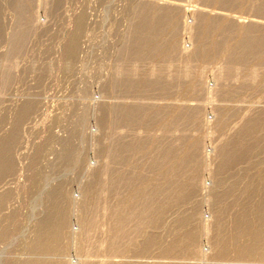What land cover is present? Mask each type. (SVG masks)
I'll list each match as a JSON object with an SVG mask.
<instances>
[{
    "label": "rangeland",
    "instance_id": "374dc122",
    "mask_svg": "<svg viewBox=\"0 0 264 264\" xmlns=\"http://www.w3.org/2000/svg\"><path fill=\"white\" fill-rule=\"evenodd\" d=\"M213 1L214 0H35L30 9L31 17L28 20V27L26 26L25 30H22V26L19 25L18 22L17 11L15 10V0H0V143L9 142L10 138H16L14 139V143L9 147L10 158L13 163V171L7 173L0 179V197H3L4 195L6 200L3 207H0V264H25V262H28L31 258H35V253H33L34 255L32 254V257L30 254L32 253L30 252L31 249L29 250L28 247L31 248L30 243L33 245L36 241L38 232L41 230H39V228L42 227L41 224L45 221L49 222L52 219L51 217L55 216V214L52 213L55 212V210L56 213L65 210L63 213L67 215V220L69 219V230L67 228L68 232H64L61 238L62 242L60 241L61 247L64 250V255L61 253L62 258H59H61L62 261L59 259L58 262L61 261L65 264H82L81 262H85V258H89V260L93 258L92 263L94 262L95 264L97 262L96 264H102L104 260L103 257L105 258L107 253H109L105 252L109 247L106 248V246H103L105 249H101L100 251L99 247L101 246L100 248H102V244H107V246H109V239L112 233L110 227H112V224L109 223L111 213L109 215L108 210L113 205L111 201L115 202V197L112 196L114 192H112L113 189H111L109 187L110 185L106 184V182L101 183V181L98 180L101 183L100 184L96 180V183H98L96 184L95 181H93V176L94 173L97 172L98 173L95 174V176H98L105 166L106 156L104 155V151L109 146L108 135L110 134L106 129L109 120L108 109L117 101L114 95L112 96L108 90L112 78L116 75L115 68L122 63L121 61L124 58L122 52L125 50L127 41L130 40V29L132 24L137 21L136 11H134L133 8L136 5L141 4V2H152L153 5H155L154 8L156 10L160 6L168 7L169 5L177 3L183 7L185 6L175 13L177 14V18L175 17L174 23L178 22V31L173 38L177 42L178 55H173V59H166L161 62V59H145L139 64L142 69L152 70L161 65L162 68L173 65L175 68H182L183 70L185 67V58L189 56L188 53L192 52L198 44L200 33L202 34V38H208V40L205 41L206 49L208 46L210 47V45L214 46L217 39L214 40L213 38H218L222 32L225 34V41L227 42L226 46H221L219 49L215 47L218 50H213L208 47L209 51H207V49L200 57H197V60L194 59L195 61L192 63V69L195 68V72L186 74V72L182 71L181 74L182 76H185V78L183 77L181 82H175L171 79L169 83L170 89L173 88L174 90L172 89L170 95L155 96L153 94L152 97L150 96V98L158 105L175 103L179 106L201 108V125L199 127H190L188 129L181 128L178 130V133L181 134L187 132V134L192 136L191 139L200 138L198 139L202 143L200 158L202 159V163H205L203 162L205 159L204 161H206V165L194 168V170L196 169L195 171H198L195 172L198 173L196 174V179H199L194 181V184L192 183L193 187H188L187 190L184 191V193L187 194V198H184L183 201L188 202L191 198L193 199L187 204L183 201L180 202V206L178 204L176 206L175 202H172L173 207L170 205L171 209H168L167 212L163 209L165 213L162 214V217H164L162 220L164 221L165 219V222L162 221V228L165 227V229L161 228L160 231H162L159 232V235H161V238L164 241L162 242L161 240V243H164V247H166L169 246V243L171 242V240L168 242L166 239L173 236L172 234H174L175 231L179 232V230L186 229L185 232L187 233L189 228L193 225V231H198L199 233L196 232L195 234L192 231V228L188 233L192 232L195 237L199 234L196 238L200 236L198 239H195L197 241L195 247L197 246V248L193 247V249H195L194 253L196 254L193 253V249H191L192 252L187 249H181V251L184 250V255H186L184 256L183 252H181V254L179 249V255L177 253L173 260L166 259L167 261H164L163 258H160L161 254L159 256L151 254L146 256L145 259L143 258L145 256H143L137 261H143L142 263L144 264H154L155 262H159L160 259L161 262L165 264H168V262L173 263V261L175 264H186L187 262L191 264H239V262L235 260L237 257H235L236 255L233 253L234 248H231V246L234 247V243L231 242V236H235L236 230L234 226L228 224H232L233 222L235 224V220H239L240 214L242 216L244 213L252 212L255 203L260 200L262 201L264 198V188L261 187L260 184V167L258 166L263 162V154H260L258 151V153L253 155V168L250 171V176L254 181L252 189L257 191V194L252 204L250 203L251 205H247V207L246 205L243 206L239 204L238 207V202L236 203V200L232 197H235V199L241 198L239 196L240 191L238 190L239 185H242V179H239L241 178L240 174L243 168L251 166L248 165V163L242 164L243 162L232 161L229 163L230 166L222 169L221 165L223 162H221V155L224 150L232 149L233 146L239 144L237 143L239 141L237 132H239V127L243 126L245 120H253L252 116L254 117L259 110H264V82H262V89H259L258 91H254L253 89L246 90L244 95H239L233 91L240 88L243 82L242 79H240L236 73L233 75L234 78L225 79L222 68H225L227 65L226 56L230 53V48L239 40L241 34L240 28L248 26L253 21L264 23V14L260 12L258 13L257 11L264 2H262V0H231L227 1V3H220V5L216 0ZM200 16L208 18L220 17L222 20L219 22H222V24L227 23V26L232 25L233 28L227 27V29L220 30L215 28L214 30L212 29L211 31H208L205 35V33L200 30ZM186 23L189 24V27H192L191 31L185 28ZM14 37H16V39L22 37L20 39L23 41V49L19 51L20 53L18 50L13 53L12 40H14ZM166 37L171 38L170 34L165 35V38ZM72 42H75V51H73V53H68V46ZM167 43L168 41L165 42L164 45H167ZM216 53L218 54V57H216ZM180 58L181 60H179ZM8 62H11L10 64H12L9 74H12L13 78L8 87H5V73H3L4 71L2 68L5 64H8ZM255 63L256 62L253 64ZM235 67L239 68L238 65H235ZM262 70H264V68ZM189 74L190 76H188ZM199 74L201 75L199 76ZM262 78L264 80V75ZM195 80L201 84V88L203 89L193 95H188L187 89L189 84ZM28 105H30L31 108L29 113L23 116L24 118H21L20 115L23 109ZM228 109L234 111H232L227 121L221 126V128H219L218 121L220 119V113L224 114ZM256 118L257 116L254 119ZM183 126L184 125L181 127ZM158 132L157 129L153 130L154 134H159ZM258 141V138L257 140L254 139V143H252L253 148L258 146ZM70 152L72 153L70 154ZM65 153L66 156H64ZM68 153L69 155H67ZM66 157L69 159L67 160ZM64 160H67L68 162ZM263 164L264 162L262 165ZM149 170L151 169L147 168L146 171ZM181 173L182 174H179L180 177L177 178L179 182V179L182 177L180 183L183 185L186 183L184 182V178H187V175L182 171ZM104 177H106L107 180L109 176ZM180 183H171L168 185H171L170 189L173 190L175 185H179L180 188ZM204 184L206 188L203 190L204 186L202 187V185ZM104 186L108 188L105 191ZM160 186L161 188L158 196L160 195L159 197L161 198L163 195V198H161V200H163L161 201L159 200L160 198H158L157 201L162 206L165 199V192H162L163 194L161 195V189L164 191L165 188L162 187V184L159 185V187ZM176 187L177 186H175V188ZM228 188L233 190L238 188V191H231L232 194L235 192V196H233L234 194H229V190L231 189L228 190ZM222 189H227V191H224L227 196L224 193L223 194L232 199H225V202L228 205L226 206L227 210L224 208V204L226 203L220 201V199L222 200V198H225L224 195V197H219V200L218 198H215L217 201L212 199L216 197L215 194L222 191ZM168 190L169 189H167L166 193L169 192ZM193 190L194 194L192 193ZM86 191L88 195L90 192L93 193V195L95 194V202H98L96 203L98 206H96L95 202L93 203L92 200L90 201V195L88 196ZM236 192H238L239 195L236 194ZM56 194L58 197H56ZM52 195L54 197H52ZM108 197H111V199ZM54 198L55 200L58 198L57 200L59 201H53ZM105 201L107 204H105ZM215 201L219 205L220 202L223 203V205L221 204L222 207L216 206L217 204H215ZM232 201H235L234 203H236V207L233 205L234 203ZM88 203L92 206L95 205V209L97 208L96 211L99 209L104 210H102L101 214L100 211L98 214L97 212H93V215L96 214L99 216V220L102 218V221L100 222H103L104 226L103 223H100L99 230H95L97 234H95L94 231L91 240L81 243L82 234L80 232H82L83 229L81 230L82 220H80V218L84 215L83 207L85 205L88 207ZM62 205H64L65 208ZM248 206H250L249 210H247ZM216 207H221V210ZM59 208L63 210L61 211ZM105 209L107 212H105ZM170 210L171 212H174L171 213ZM218 210L220 213L223 212L224 215H220ZM50 212V215L53 216L48 215ZM104 212L107 217L102 216L104 215ZM178 212H181L180 216H185L186 214L184 213L187 212L186 217L190 218V222H192L191 220L193 219L192 224L190 222H185L186 224L190 223V225H184L180 227L182 228L180 229V223H178V230L175 229V224L179 222L175 221L176 217L178 218L179 216V214H177ZM188 212L190 213L188 214ZM193 212L194 215H196L195 217H199L198 219L192 216ZM238 213L239 218L236 216ZM172 214L178 215L173 218L176 223L170 222L173 220L169 218L170 216L172 217ZM168 215L170 221L167 218ZM228 215L236 216V219H233L234 217ZM47 216L49 221L46 220L48 219ZM229 217L230 220H228ZM219 219L223 221H219ZM41 221L42 223H40ZM224 221L229 223H224ZM218 222L221 223L219 224L221 226L218 225ZM167 223L169 224L168 228ZM197 223L201 226L195 227L194 224L198 225ZM109 224L111 226H109ZM165 224H167V226ZM203 224L205 226L208 225L207 227L210 233L208 229L206 230ZM185 226H187V228ZM202 226H204L205 229ZM224 226H226V230L228 231L224 232ZM171 227L175 230H171ZM218 227H222L221 230L224 232V236L221 235L223 233L216 232L220 230ZM106 228L110 231L108 232ZM196 228L198 229L196 230ZM200 228L207 232H203V230L201 232ZM37 230L38 232H36ZM214 230L216 231L214 232ZM167 231L169 232V235L171 234L169 237L167 236L168 238L165 237V235H168ZM170 231L173 232L171 233ZM164 232L165 235L162 237ZM185 232H179L182 233H178L179 236H177L176 233L174 235L175 239L179 237L181 240H185L186 234H183ZM226 232H230L231 236L228 237L229 235ZM203 233L205 234L203 235ZM225 233L228 236L225 235ZM213 234H215L216 237H221L218 239ZM64 235L65 238L63 239ZM76 235L78 236L77 239ZM183 236L185 237L184 239L182 238ZM104 237H106L105 242L103 241ZM222 237L224 242L223 239H221ZM163 238L166 239L164 240ZM226 238L228 240L230 238L229 241L231 243L228 242L230 244H227L229 245L227 247L229 252L232 251L231 253L233 254H227L229 257L226 255L224 261H221L223 258H219L217 255L220 252V244L223 245L222 243H227L228 240ZM96 239H98V241H96ZM99 239L101 240L99 241ZM215 239L217 241H222L212 242V240L216 241ZM89 241L91 244H89ZM62 243H64V247ZM94 243L100 245L95 247L96 249L98 248L97 251L96 249L94 251ZM226 243L224 245H226ZM85 244H87L86 246L89 245V247H87L89 250L84 247ZM197 244L200 245L199 248ZM80 245H83L82 247H84L82 248L84 251L82 250L81 253L79 252V250L81 251V247L79 249ZM216 246H218L219 249ZM103 250H105V253L102 252ZM199 250L205 252H203L202 255L206 254L207 256L205 257H208L207 260L204 256H199L198 258V255H201ZM98 251L99 253L101 252L100 254L102 256L99 255ZM187 251V254L189 255L186 254ZM93 252L95 253L93 254ZM215 252H217L216 256ZM88 253L93 255L89 256ZM190 253H192L191 255L194 254V259L190 256ZM81 254L83 256L82 259ZM233 255H235L234 258ZM97 256H99L101 260H99ZM155 256L159 259L157 260ZM179 256H181V258H179ZM185 257L189 258V261H187ZM200 259H202V261H200ZM66 260L68 261L67 263Z\"/></svg>",
    "mask_w": 264,
    "mask_h": 264
},
{
    "label": "bare ground",
    "instance_id": "6f19581e",
    "mask_svg": "<svg viewBox=\"0 0 264 264\" xmlns=\"http://www.w3.org/2000/svg\"><path fill=\"white\" fill-rule=\"evenodd\" d=\"M34 1L35 0H15V3H16L15 10L17 11L18 22H19V25L22 26V30H25V28L28 24V20L31 17L30 16V9H31ZM39 1H41V0H39ZM227 1H231V0H216V2H219V4L224 3V2L227 3ZM262 2H264V1L262 0ZM154 7H155V5H153L152 2H149V3L141 2V4L136 5L133 8V10L136 11L137 21L132 24V27L130 29V40L127 41V44L125 45V50H123V52H122L123 53L122 55H124L123 56L124 58L121 61L122 63L120 62L121 64L115 68L116 69V72H115L116 75L115 76L113 75L114 77L111 80V85L110 86L108 85L109 86V90H108L109 93L112 96L114 95V97L117 101L114 102V104L111 105L108 109L109 120L107 122L108 125H107L106 129L109 131L110 134L108 135L109 146L104 151V155L106 156L105 166H104V169H102V171H101L102 173L100 172L98 176H95V174L98 173L97 172V173H94V176H93L94 177L93 181H95V183H96V180L97 181L100 180L101 183L106 182V184L110 185L109 187L111 189H113L112 192H114L112 196L115 197L114 198L115 202L111 201V203H113V205L111 204L112 207L110 206L111 208H109V210L107 209L108 214L110 215V213H111V216H110L111 219H110L109 223L112 224V227H110L112 229V231H111L112 233H111V237L109 239L110 240L109 246H107V244L103 245L101 242H99L102 244V248H100L101 247L100 245H96V243H97L96 241H98V239H96V241H95L96 243H94L95 244L94 251L96 249L95 248L96 246L97 247L100 246L99 251L101 249H105V248H103V246L104 247L106 246V248L109 247L107 249L109 251H107V250L102 251V252H104V251L109 252V253H107V255L105 254L106 255L105 258L103 257L104 260H103L102 264H144V263H142L143 261L140 262L137 260H140L143 256H145V257H143L145 259L146 256L151 255V254H155L157 256H159L161 254L160 258H163L164 261H167L169 259L173 260V258L176 257L175 255L177 253L179 255V251H180V253L184 251V250L181 251V249H187V250L191 251V249H193V247L197 248V246L195 247V245L197 243V241L195 239H198L200 237L199 236L198 238H196L199 235L198 231H196V232H198L197 233L198 235L196 237L192 232L188 233L191 231L190 229L193 227V225L191 226V228H189L190 231L188 230L187 233L185 232L186 229L180 228L184 225H190V223L192 224V222H193V219L191 220L192 222H190V218L186 217L187 212H185V213L183 212L184 214H186L185 216H180L181 212L177 213V214H179V216L176 214L178 216V218L176 217L175 221L176 222L179 221L177 223L173 219L176 216L175 214H172V217L171 216L169 217V215L167 216V218L169 217V218L173 219L172 221H170V219L168 218L171 223L172 222L176 223L175 229L178 228L177 225H178V223H180L179 224L180 226L179 225L178 226L180 229H182L181 230L182 232H185V233H183V234H186L185 240H181V238H179V237H178L179 239L178 238L175 239L174 235L178 231L177 232L175 231V233L172 234L174 237L173 236L169 237L171 234L169 235V232L167 231L168 235H165V232H164L162 237L164 235H165V237L168 236L169 237V238L167 237L168 239H166V238H163V239L164 240L166 239V241L168 240V242H169V240H171V242L169 243L170 244L169 246L164 247L165 245H164V243H161L162 238H161V235H159V232L162 231V230L160 231V229L163 227L162 226L163 225L162 219L164 217H162V214L167 212L168 209H171L170 205L173 207L172 202H175V204L177 206V204L179 205V203L182 202L184 200V198H187L186 197L187 194H185L184 191H186L188 187L191 188V186L194 184V181L199 179V178L196 179V174H198V173H195V172H198V171H195L196 169L194 170V168H198L201 165H203V166L206 165L205 164L206 161H204L205 159L203 160V162H205V163H202V159L200 158V154H201L200 150H201V146H202L201 141L198 140L200 138H197V139L192 138L191 139L192 136L187 134V132L186 133L183 132L181 134L178 133V130L181 128L188 129L190 127H194V126L199 127L201 125V122H200V118L202 116L201 108L200 107L195 108V107H190V106H179L178 104H175V103L174 104L158 105L154 100H152L150 98V96L152 97L153 94L155 96L170 95L172 93V89H173V88L170 89L169 83H170L171 79L174 80L175 82L176 81L181 82L183 80V77L185 78V76H182V74H181L182 71L186 72V74H188V73L191 74V73L195 72V70H194L195 68L192 69V63H193V61H195L194 59L197 60V57H200L201 54L206 52L207 49H208L207 51H209V48L215 50L217 48L219 49L221 46H226L227 41H225L226 40L225 34L222 32V33H220V35H222V36L219 35L218 38L217 37L213 38L214 40L217 39L216 40L217 42L214 43V46L210 45V47L208 46L209 48L207 47V49H206L205 48V43H206L205 41H207L208 38H202V34L200 33V39L198 41V44L196 45V47L193 49L192 52L188 53L189 56L185 58V64H184L185 67L183 68V70H182V68L177 69L173 65H171V66L167 65L168 67L163 66L164 68H162V65L161 66L157 65L158 68H155L152 70L142 69L139 64H141V62L144 61L145 59L146 60H150V59L151 60H160L161 59L160 60V62H161V61H164L166 59H173L172 57L178 55L177 54V51H178L177 42L173 38V36L178 31V22L177 21H176L177 23H174V22H175V17L177 15L175 13L178 10H181V8L183 6L179 5L177 3V4L169 5L168 7H161L160 6L157 10ZM257 11H258V13L260 12V13L264 14V4L260 8H258ZM188 12H189V10H188ZM204 16H205V14H204ZM204 16H202V17L200 16V18H201L200 28L201 29L199 27L198 28L201 30V32L203 31L205 33V35H206V33H208V31H211L212 29L214 30L215 28L217 30L227 29V27L233 28L232 25L227 26L228 25L227 23H226L227 24L226 25V24H222V22H219L220 20H222V18H220V17L208 18V17H204ZM185 28H187L190 31L192 30V27H189V24H187V23L185 24ZM240 31H241V34H240L239 40L236 41L237 43L230 48L231 51L228 54V56H226L227 57V65L225 68H222V69L224 72L225 79H229V78L232 79L234 73H236L238 75V77L240 79H242L243 82H242L240 88L238 89L240 91L235 90L233 92H235L239 95H241V94L244 95V92L246 90H252L253 89L254 91H258L259 89H262V87H263L262 82H264V80H263L262 76L264 75V70H262V69L264 68L263 67L264 66V55H263V52H264V23L253 21L248 26H243V28H240ZM19 33H21V32H19ZM169 34H170L171 38H167V37L165 38V35H169ZM205 35H204V37H205ZM22 37H18L17 39H16V37H14V40H12L13 53L16 50H18V52H19L21 49H23V46H22L23 41H22V39H20ZM220 39H222V40H220ZM167 41H168L167 45L166 44L164 45V43ZM75 46H76L75 42H72L68 46V53H73V51H75L74 50ZM215 47H217V48H215ZM10 55H12V54H10ZM162 56H164V57H162ZM209 57H211V56H209ZM216 57H218V54ZM179 60H181V58ZM201 62H202V59H201ZM254 62H256V63L253 64ZM10 63L11 62H8V64H5V66H3V68H2L4 71L3 73H5L4 74V86L5 87H8V85L10 84V82L12 81V78H13L12 74H9L10 70H11L10 68L12 65ZM235 65H238L239 68H236ZM261 67H263V68H261ZM190 74L188 76H190ZM200 75L201 74H199V76ZM188 76H186V77H188ZM222 79H223V77H222ZM234 84H236V83H234ZM176 89H177V87H176ZM202 89L203 88H201V84H199L195 80L194 82L192 81L191 84H189L187 92H188V95H190V94L193 95L196 92L202 91ZM158 99H160V98H158ZM30 109H31L30 105H28L26 108H24L20 117L24 118L23 116H25L27 113H29ZM232 111H234V110L228 109L224 114L220 113V119L218 121V127L219 128H221V126L227 121V119H228V117H230ZM259 113H260V115H259ZM263 113H264V110H259L257 112V114H255L254 117L252 116L253 120H251V119L245 120L243 126L239 127V132H237L238 137H239L238 138L239 141L237 143H239V144H236L235 146H233L232 149L230 148V149L224 150L222 152V155H221V162H223V164L221 165L222 169L227 168V166H230L229 163H231L232 161L241 162V163L243 162L242 164L248 163V165L251 166V167L243 168V170L241 171V174H240L241 178H239V179H242V185H239V189L235 188L236 190L238 189L240 191L239 192L240 195L238 192H236V194H238L241 198L240 199L237 198L238 199V201H237V199H235V197H232L234 200H236V203L238 202L237 205L238 204L243 205V206L246 205V207H247V205H251L252 202L255 200V196L257 194V191L252 189L254 181H253V178L250 176V171L253 168V155H255V153H258V151L260 152V154H263V162H264V137H263L264 135H262V134H264V114ZM256 116H257V118L254 119ZM182 125H184V126L181 127ZM155 129H157V131H159L158 132L159 134L153 133V130H155ZM224 137H225V135H224ZM257 138L259 139V141L257 143L258 146H256V147L254 146L255 148H253L252 143H254V139L257 140ZM14 139H16V138H10L9 142L7 141V142H1L0 143V179L3 178L7 173L13 171V167H12L13 163L11 161L12 159L10 158L9 147L12 143H14V141H15ZM226 147H227V144H226ZM71 153L72 152H70V154ZM67 155H69V153ZM64 156H66V153L64 154ZM66 159L68 160L69 158L66 157ZM67 160H64V161H67ZM263 162H261L258 166L260 167L259 168L260 184H261V187L264 188V164L262 165ZM147 168H150L151 170L146 171ZM179 171H180V173H179ZM181 171L185 175H187V178H184L185 179L184 182H186V183L183 184L184 183L183 182L182 183L183 185H181V183H180L182 181V177H181V179H179V182H178V178L180 177L179 174H182ZM194 173H195V175H194ZM104 176H107V177L109 176L108 177L109 179L107 178V180H106V177H104ZM188 176H189V178H188ZM220 178H221V176H220ZM171 183H173V184L180 183L181 186L179 188V185H175V186H177L175 188V186L172 185V186H174V188L172 190V189H170L171 185H168ZM198 183H199V181H198ZM96 184H98V183H96ZM106 184H104V185H106ZM161 184H162V187L165 188L164 191L161 189V195L163 194L162 192H165L164 193L165 199L163 201L164 203L161 202L162 206L157 201L158 198H160L159 197L160 195L158 196V194L160 193L159 190H160L161 186L159 187V185H161ZM106 186H104L105 187L104 191L106 189H108V188H106ZM203 186H204V188H203V190H204L206 188V186H205V184L202 185V187ZM177 188L180 190V192ZM93 189H91V190H93ZM167 189H169L168 190L169 192L166 193ZM174 189L175 190L177 189V190L175 191ZM229 189H231V188H228V190ZM232 190L233 189L229 190V194H231V195H233L235 193L234 192L232 194V192H231ZM236 190H233V191H236ZM224 191H227V189H222V191L217 192L215 194L216 197L213 196L214 198H212V199L216 200L215 198H218V200H219V197L221 198V196L222 197H224L225 195L227 196V194H225ZM178 192H179V194H178ZM86 193H87V191H86ZM192 193L194 194V190ZM165 194H166V196H165ZM87 195H88V193H87ZM89 195L88 196H89L90 201L92 200L94 203L96 201L95 194L93 195V193L90 192ZM109 195H111V194H109ZM191 195H190V197H191ZM226 196H225V198H222V200H224V201H222L221 199H220V201L225 202L226 198L231 199V197H229V196L226 197ZM233 196H235V194ZM52 197H54V196L52 195ZM56 197H58L57 194H56ZM100 198H101V196H100ZM108 198L111 199V197H108ZM161 198H163V195L161 196ZM161 198L159 200H161ZM57 199L55 200V198H54L53 201H59ZM86 199H87V197H86ZM192 199L193 198H191L189 201H191ZM226 200H229V199H226ZM5 201L6 200H5L4 195H3V197L1 196L0 197V207L1 206L3 207V204L5 203ZM189 201L188 202L183 201V202L184 203L186 202V204H187V203H189ZM221 202H220V205L217 204V202H216L215 203V204H217L216 206H221V204L223 205V203H221ZM61 203H59V204H61ZM96 203H98V202H95V205H96ZM236 203L233 204L235 207H236V205H235ZM105 204H107L106 201H105ZM190 204H191V202H190ZM95 205L92 206V205H89V203H88V207H87V205H85L83 207V209H84L83 214L84 215L80 218V220H82L81 221L82 227L81 226L80 227H81V230L82 229L83 230H82V232L79 231L82 234V241L80 240L81 243H84V242H87L88 240H91V238L93 237V232L99 228L100 223H103V222H100V221H102L101 220L102 218L99 220L98 215H96V214L93 215V212H95V213L97 212V214H98V212L100 211V214H101V212L103 210V209L100 210L98 207L99 210L96 211L97 208L95 209V207H94ZM108 205H110V204H108ZM224 205H225L224 208L227 210V208H226V206H228L227 203ZM233 205H231V206H233ZM239 205H238V207H239ZM59 206H61V205H59ZM62 206H64V205H62ZM96 206H98V205H96ZM221 207H219L220 209L218 207H216V208L221 210ZM240 207H242V206H240ZM249 207L250 206H248L247 210H249ZM64 208H65V206H64ZM56 209L58 211L57 206H56ZM94 209H95V211H94ZM163 209L165 210V212L163 211ZM177 209H179V208H177ZM192 211H193V209H192ZM222 211H223V209H222ZM63 212L58 211L56 213V210H55V212H52L53 214H55V216L50 215L51 214V212H50L48 215L53 216V217H51L52 219L49 221V218L47 216L48 219H46V220L49 222L45 221L44 223H42L43 220L40 222V223H42L41 224L42 227H40L39 230L40 229L41 230L39 232H38V230L36 231V232H38V237L36 235V237H37L36 241L33 243V245H32V243H30L31 248L28 247L29 250L31 249V251H30V252H32V253H30L31 255L33 253H35V255L33 254L35 256V258L32 255V257L34 259L31 258V260H29L28 262H25V264H65V263L61 262L62 261L61 253L64 255V253H63L64 250L61 247L60 241H61V238H62V235L64 234V232L65 231L68 232V230H69V228H68L69 227L68 226L69 225L68 224L69 219L67 220L68 217ZM105 212H107L106 209H105ZM105 212L103 213L104 215H102V216H106ZM170 212H171V210H170ZM173 212L174 211H172L171 213H173ZM183 213H182V215H183ZM189 213L190 212H188V214ZM239 213L236 214L237 217H238ZM242 213H243V210H242ZM66 214H67V212H66ZM216 214H215V216H216ZM219 214L224 215V213L223 212L220 213V211H219ZM192 216H194V218H197V217H195L196 215H194V212L192 213ZM228 216H230V215H228ZM236 216H230V217H234L233 219H236L235 218ZM230 217L228 220H230ZM239 217H238L239 218L238 221L235 220L236 221L235 224H234V222L232 224H230L229 222L226 221L227 224L229 223L228 225L234 226V228L236 230L234 237L230 235L231 234L230 232L229 233L226 232L229 236L225 233V235H227L228 237H230V236L232 237L231 242L234 243L233 244L234 247L231 246V248L232 249L234 248L233 253H235L236 256L233 255V258H234V256L237 257L235 260H237L239 262V264H256V263L257 264H264V198L262 199V201L260 200L259 202L255 203V206L253 207L252 212L244 213V215H242V216L240 214ZM109 218H108V220H109ZM217 219H218V217H217ZM219 221H223V220L219 219ZM163 222H165V219ZM166 222H167V219H166ZM185 222H190V223L186 224ZM226 222L224 221V223H226ZM106 223L108 224L107 221H106ZM167 224H165V225L167 226ZM219 224H221V223L218 222V225ZM194 225H195V227L201 226L200 224H198V225L194 224ZM38 226H39V224H38ZM103 226H104V223H103ZM109 226H111V225L109 224ZM171 226H172V224H171ZM204 226H202V227L204 228ZM207 226L208 225L205 226L206 230L208 229ZM219 226H221V225H219ZM106 227H108V226H106ZM168 227H169V224H168L167 228ZM185 227L187 228V226H185ZM224 227H225L224 232L228 231V230H226V226H224ZM67 228H68V230H67ZM219 228L220 227H218V229ZM221 228H220V230H221ZM231 228H229V229L232 230ZM162 229H165V227ZM170 229L172 230L173 227H171ZM175 229H173V230H175ZM197 229L198 228H196V230ZM204 229H201V232H202V230H203V232H207V231H204ZM216 229H217V226H216ZM227 229H228V227H227ZM98 230H96V231H98ZM103 230H105V229H103ZM193 230H194V228H192V231ZM220 230L219 231L214 230V232L215 231L217 233L221 232V233H223L221 235L224 236V232L222 230L221 231ZM96 231H95V234H97ZM109 231L110 230H108V232ZM163 231H166V230H163ZM181 231L179 230V232H181ZM208 231H209V229H208ZM108 232H107V234H108ZM167 232H166V234H167ZM170 232L172 233L173 231H170ZM193 232L196 234L195 231H193ZM178 233H177V236H179ZM209 233H210V231H209ZM179 234H182V233H179ZM204 234L205 233H203V235ZM213 235L215 236V234H213ZM2 237H4V236H2ZM36 237H34V238H36ZM77 237L78 236L76 235V239H77ZM79 237H81V236H79ZM101 237H103V236H101ZM220 237L217 236L216 238L219 239ZM64 238H65V235H64L63 239ZM105 238L106 237L103 238L104 242L106 240ZM182 238L184 239L185 237L183 236ZM101 239H99V241ZM221 239H223V237ZM227 240H225V241H227ZM229 240H230V238H229ZM229 240L227 241V243L225 242L226 245H224L225 243H222L223 245L220 244V249L218 246H216L220 250V252L218 253L217 256H219V258H223V259H221V261H224V257H226L227 254H233V253H231L232 252L231 250H230L231 252H229L228 247H227V246H229L227 244L231 243ZM218 241H222V240H218ZM218 241L212 240V242H218ZM162 242H164V241L162 240ZM223 242H224V239H223ZM228 242H230V243H228ZM62 244L64 247V243H62ZM77 244H78V242H77ZM89 244H91L90 241H89ZM86 245L87 244H85L84 247L86 249H88L87 247H89V245L88 246H86ZM82 246L81 245L79 246V249L81 247V251L77 248L80 253L82 252V250L84 251V249H82L84 247H82ZM91 246H93V245H91ZM199 246L200 245H198V248H199ZM76 247H78V246H76ZM97 249H96V251H97ZM194 250L195 249H193V253H194ZM99 251H98V253H99ZM76 252H77V250H76ZM87 252H89V251H87ZM203 252L204 251L201 252V255H198V258H199V256L200 257L201 256L202 257L207 256L206 254L202 255ZM80 253H79V257H80ZM94 253L95 252H93V254ZM100 253H99V255H101ZM187 253H188V251L186 252V254ZM197 253H198V251H197ZM216 253L217 252H215V256H216ZM82 254H81V256H82ZM93 254H89V256H92ZM191 254L192 253H190V256H192L194 259L193 255L196 253H194L193 255H191ZM178 255H177V257H178ZM183 255H184V252H183ZM187 255H189V254H187ZM83 256H84V254H83ZM83 256L81 257V259L83 258ZM184 256H186V255H184ZM59 257H61V258H59ZM187 257H185V258L187 261H189L188 260L189 258H187ZM227 257H229V256L227 255ZM97 258H99V256H97ZM155 258H157V260L159 259L156 256H155ZM179 258H181V256H179ZM219 258H218V260H219ZM59 259L61 260L60 262H58ZM65 259H67V258H65ZM95 259H96V257H95ZM95 259H94V261H95ZM149 259H150V257H149ZM190 259H191V257H190ZM207 259H208V257L206 258V260ZM226 259H228V258H226ZM84 260H85V262L82 261L81 262L82 264H91L93 261V258L90 259L91 261L89 260V258H87V259L85 258ZM99 260H101V259L99 258ZM99 260H98V262H99ZM79 261H80V259H79ZM177 261H178V258H177ZM182 261H184V260H182ZM200 261H202V259H200ZM67 262L68 261L66 260V263ZM159 262H161V259ZM159 262H155L154 264H165L163 262H161V263H159ZM67 264H69V263H67ZM92 264H94V262ZM99 264H101V263H99ZM168 264H175V262L174 261H173V263L168 262ZM186 264H191V263L187 262Z\"/></svg>",
    "mask_w": 264,
    "mask_h": 264
}]
</instances>
